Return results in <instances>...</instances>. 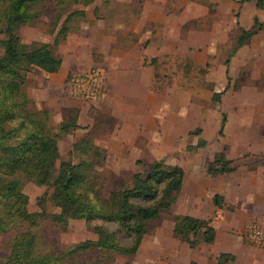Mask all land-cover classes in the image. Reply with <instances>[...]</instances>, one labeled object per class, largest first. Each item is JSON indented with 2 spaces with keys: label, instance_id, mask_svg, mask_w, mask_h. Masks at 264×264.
Here are the masks:
<instances>
[{
  "label": "trees",
  "instance_id": "1",
  "mask_svg": "<svg viewBox=\"0 0 264 264\" xmlns=\"http://www.w3.org/2000/svg\"><path fill=\"white\" fill-rule=\"evenodd\" d=\"M48 1L58 8L50 32L70 6H83L68 12L59 24L53 41L57 45L69 32L79 30L78 25L72 28L67 22L74 16L85 19V8L95 0H0V232L11 233L9 253L0 257V264H83L76 261V256L90 250L133 256L149 232V223L176 201L184 171L178 165L152 160L144 170L128 177L113 175L110 181L105 169L106 149L95 142L93 129L77 123V112L70 120L61 122L59 129L64 133L71 129L85 131L72 143L67 157H60L58 138L49 128V112L31 105L26 87L32 67L56 73L62 59L47 43L23 42L18 34L19 26L32 25L39 19L41 7ZM253 1L257 8H264V0ZM235 19L239 34L227 52L226 67L230 56L253 34L240 27L237 14ZM254 24L262 27L264 22L258 23L254 17ZM224 91L213 93L212 100L219 102ZM224 123L223 115L221 128ZM200 131L196 128L194 132L200 134ZM205 145V140L198 138L186 149L195 152ZM259 156V161L252 163L264 165V156ZM244 157L253 155L247 153ZM239 160L227 159L224 152H216L206 163L207 173L215 176L233 172L242 164ZM49 180H52L51 194L38 197V210L29 211L25 185L43 186ZM47 200L58 210L48 212ZM219 200L216 194V205L220 204ZM46 219L61 228H66L72 220H84L97 237L75 242L57 253L42 251L37 230ZM172 221L173 237L190 248L215 241L216 230L210 218L173 215ZM233 260L230 253H220L217 257L219 264H232Z\"/></svg>",
  "mask_w": 264,
  "mask_h": 264
},
{
  "label": "rangeland",
  "instance_id": "2",
  "mask_svg": "<svg viewBox=\"0 0 264 264\" xmlns=\"http://www.w3.org/2000/svg\"><path fill=\"white\" fill-rule=\"evenodd\" d=\"M145 2L151 8L162 5L165 10L170 9L171 13L186 8L187 20L184 23L185 30L183 29V32L186 35L190 34L191 40L187 41L184 58L182 55L176 58L173 54H166V61L164 59L159 64L157 57H155L151 63L156 71V93L152 97V102L158 109L149 127L144 128V130L140 129L139 133H135L131 127H127L125 131L118 133L120 128L117 125L120 124L121 120L119 117H114L107 108L103 107L100 113L99 110H92V107H88L82 114L79 120L80 124L94 126L95 128L92 127V129L95 139L98 143L107 145L106 150L109 155L105 169L110 181L113 179V175L128 177L136 171H142L152 160H161L167 165L182 162L189 153L186 146H191L197 141L195 129L205 125L206 122L220 123L223 115L229 126L226 132L220 136L227 135L225 140L227 142L230 140L228 144L231 148L233 145H241L242 148H245L246 144L242 140L238 144H233L232 138H229L238 135L242 138L249 132L259 137L262 142V138H264V24L262 27L254 24L253 18L256 17L258 23L264 22V8H257L255 1L240 2L234 0H95L85 8L87 12L85 19L74 16L67 22V25L72 26V28H76L78 25L80 28L81 24L86 26L91 23H95V25L99 23L106 32L117 35L118 38L129 29V37L125 35V38L131 40L134 34L136 35V29L140 27L147 29L154 25L155 21L149 19V22L144 21L140 16H137ZM206 7L210 8L207 14L195 17V14H199L200 8ZM79 8H83V6H70L59 20L58 27L56 26L54 31L50 32L51 22L54 21L58 8L52 1H48L42 5L39 19L32 25L19 26L18 34L23 42L41 41L47 43L56 52L62 39H59L57 45L53 44L59 24L68 12ZM94 8H96L95 12H93ZM237 11L241 18L240 24L249 31L256 33L236 52L233 58L231 57L233 61L226 70L224 59L239 33L237 28L233 27ZM190 30H198L203 33L189 32ZM73 32L74 30L69 32L70 35H75ZM200 33L204 36V41H208L207 45L196 44V42L203 44L198 37H195ZM1 52L2 49L0 48ZM182 64L185 65L184 68ZM159 70L162 74L158 73ZM32 73L37 76L32 69L28 76ZM164 73V77L170 83L171 90L162 95L157 90L162 89V86L159 87L158 85L162 81ZM36 84L37 80L32 83V80L29 79L27 87H36ZM222 90L225 91L221 93L219 102H214L212 100L213 93ZM163 99L167 103L169 100V105H165L170 107V113L174 114L179 108L186 107V113L180 117L182 124L180 131L174 118L168 119L166 117L165 122H163L161 115L163 117L167 111L162 110ZM82 102L88 101L82 100ZM31 105L37 108L32 100ZM95 111L97 114L100 113L99 117L93 115ZM72 113L70 112L68 116L55 125H50L49 121L51 133L58 138L61 158L63 159L67 157L66 150L72 141V134L75 133H73L74 129L67 133L61 132L59 126L61 122L70 120ZM100 115L105 117L104 125L96 129V125L101 119ZM243 122L246 124L243 125ZM107 128H111V132L103 131ZM215 130L216 128L207 125L206 137L208 135V140H210L211 135H216L214 134ZM80 131L83 134L85 130L80 129ZM214 140L217 142L215 137ZM257 144L254 148L258 149L257 151H264V143ZM253 145L250 143V148ZM214 148H216L215 143L209 142L208 149L205 146V149L200 151L203 153L204 161L201 162V166L204 169L208 160V153H211ZM244 156L247 154L237 158L240 159V163H245L246 167L256 165L252 162L259 161L258 158L260 157L257 154H253V157L250 158ZM137 160H140V163ZM186 161L188 162V160ZM58 163L59 161L56 162L54 174L57 172ZM188 183L189 172L186 176L184 192H186ZM52 190V180L43 186L27 183L24 192L29 197V211L38 210L36 199L42 195H50ZM46 206L48 212L58 210L48 200ZM185 209L186 207L179 200L177 205L170 207L157 220L150 222L148 225L149 232L144 236L139 250L133 256L90 250L78 254L76 261L83 264H199L209 261L214 255L209 245L202 243L195 248H189L186 243L179 242L172 235V216L175 212ZM250 219L253 218H247V220ZM37 232L39 234V249L50 253H57L75 242L96 239L97 237L92 227L86 225L84 220H72L66 228H61L50 219H46L42 221ZM10 236L11 233L0 232V257L9 253L8 240Z\"/></svg>",
  "mask_w": 264,
  "mask_h": 264
},
{
  "label": "crops",
  "instance_id": "3",
  "mask_svg": "<svg viewBox=\"0 0 264 264\" xmlns=\"http://www.w3.org/2000/svg\"><path fill=\"white\" fill-rule=\"evenodd\" d=\"M234 1L245 2V0ZM186 10V8H182L171 13L170 9L165 10L162 5L151 8L145 2L137 16H140L144 21H148V19L155 21L154 25L147 29L142 27L136 29V35L134 34L131 40L125 38V35L129 37V29L124 31L118 38L116 37L117 35L106 32L99 23L97 25L91 23L86 26L81 24L79 30L73 32L75 35L68 33L66 37L60 40L54 53L61 57L62 64L56 73H46L37 67H32L33 72L37 76L32 73L28 78L32 80V83L37 80V84L36 87H27L28 97L34 101L38 109H45L49 112L50 125L57 124L68 116L70 112H73L71 117L77 112V123L80 124L79 120L88 107H92V110L97 109L100 113L104 107L112 112L114 117H119L121 120L120 124L117 125L120 128L117 131L118 133L119 131H125L127 127H131L135 133H139L140 129L144 130L153 122L158 109L152 102V97L156 93V71L151 64L152 61L157 57L160 64L164 61L166 54H173L176 58L181 55L183 58L186 56L187 41L191 40L190 34L186 35L183 32L184 23L187 20ZM208 11H210L209 7L200 8L199 14H195V17L207 14ZM237 19L240 27L249 31L240 24L241 18L238 11ZM233 27L237 28L235 21ZM189 32L198 33L202 31L190 30ZM202 33L195 35V37H198L203 44L201 42H196V44L207 45L208 41H204ZM255 33L253 32L252 36ZM244 45L239 47L237 51ZM236 52L230 56L229 65L233 61L232 58L236 55ZM226 59L227 55L224 59V65ZM184 66L182 64L183 68ZM94 67L95 69L97 67V70L102 74L107 88L105 99L97 103H91L70 97L65 90V81L68 75ZM225 68L227 70L226 65ZM61 69H63V72H61ZM158 73L162 74L160 70ZM164 75L165 73L158 85L159 87L162 86V89L157 90L162 95L171 90L170 83ZM163 103L162 110H167L163 117L161 115L163 122H165L166 117L168 119L174 118L180 131L182 125L180 117L186 113V107L183 109L179 108L173 114L169 111L170 107L165 105H169V100L167 103L163 99ZM99 114H97V111L93 113V115H97L96 117H99ZM102 115H100L101 119L99 124L96 125V129L104 125V117ZM221 122L222 119L220 123L206 122L205 125L200 126V129H202L200 134L195 136L197 140L198 138L205 140L206 149H208L209 142L215 143L216 148L211 153H208L207 161H211L214 153L219 151L224 152L227 159H234L247 153L264 156V151H257L258 149L254 148V146L258 145L257 143H264V138H262L263 141L261 142L259 137L250 132L247 135H243L242 138L240 135L230 137L229 139L232 138L233 144H238L242 141L246 144L245 148H242L241 145H233L231 148L228 144L230 140L228 142L225 140L227 135L220 136L226 132L229 123L225 121L223 128H221ZM243 123V125L246 124V122ZM80 125L89 127V129L95 128L90 124ZM207 125L214 129L216 128L214 132L216 135H211L209 137L210 140L207 139L208 135L206 137ZM77 130H74L73 133L75 134H72V141L66 152L71 148L72 143L77 140L78 136L82 135V131L80 129ZM103 131L111 132L108 128ZM214 137L217 142H215ZM57 142L60 152L58 139ZM95 142L103 148H107L106 144L98 143L96 139ZM250 143L254 144L251 148ZM205 146L198 148L195 152L188 151V155L184 157L186 159L174 164L183 169L184 176L180 192L171 208L177 205L180 200V203L186 209L177 211L173 215H190L197 218L211 219V224L216 230V238L213 243L204 244L209 245L214 255L209 261L200 262L199 264H219L217 257L220 253L232 254L234 256L232 264H264V249L250 245L242 232L244 223L248 221L247 218L252 217L254 219L264 216V165L259 163L256 164L257 166L253 164L251 165L252 167H246L247 165L242 163L233 172L212 176L207 173L206 165L205 169L201 166L204 158L202 157L203 153L200 151L201 149L204 150ZM108 155L109 152L106 150V163ZM188 172L189 185L186 187V192H184ZM216 194L220 196L219 205L214 202Z\"/></svg>",
  "mask_w": 264,
  "mask_h": 264
},
{
  "label": "built area",
  "instance_id": "4",
  "mask_svg": "<svg viewBox=\"0 0 264 264\" xmlns=\"http://www.w3.org/2000/svg\"><path fill=\"white\" fill-rule=\"evenodd\" d=\"M65 90L70 97L91 103L104 100L107 94L102 74L95 68L68 75ZM242 232L250 244L264 249V216L246 221Z\"/></svg>",
  "mask_w": 264,
  "mask_h": 264
}]
</instances>
